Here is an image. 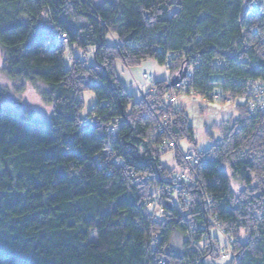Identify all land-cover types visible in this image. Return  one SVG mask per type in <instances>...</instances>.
<instances>
[{
	"label": "trees",
	"instance_id": "1",
	"mask_svg": "<svg viewBox=\"0 0 264 264\" xmlns=\"http://www.w3.org/2000/svg\"><path fill=\"white\" fill-rule=\"evenodd\" d=\"M0 47L4 74L41 83L51 106L49 119L35 116L4 104L0 88V264H213L227 246L212 229L232 240L222 259L264 264V112L249 117L241 99L264 84V0H0ZM147 59L168 77L135 100L114 65ZM183 68V96L237 102L238 117L201 152L179 147L193 131L168 82ZM86 90L95 104L83 117ZM171 95L174 159L198 160L195 183L174 190L153 114ZM154 199L165 213L152 212Z\"/></svg>",
	"mask_w": 264,
	"mask_h": 264
},
{
	"label": "rangeland",
	"instance_id": "2",
	"mask_svg": "<svg viewBox=\"0 0 264 264\" xmlns=\"http://www.w3.org/2000/svg\"><path fill=\"white\" fill-rule=\"evenodd\" d=\"M93 1L99 3L102 0ZM71 53L75 57H83L88 63L92 61L90 50L86 55H83L80 50L74 47ZM71 53L68 49H66L64 53L63 60L65 67H69L70 65L71 61L69 60V56ZM3 64L4 55L0 47V88L3 93V103L19 108H26L35 116L49 119L51 116V106L44 102L41 97L44 86L39 82H30L25 79H11L7 77L2 71ZM114 66L116 76L126 84L127 92L132 95L135 100L140 99L141 91L144 92L151 89L152 82L168 77L166 67L151 59L142 61L131 68H127L120 60H117ZM143 73L147 74L148 77L146 79L142 77ZM211 81H220V76L218 74H213L211 76ZM82 100L83 107L80 114L85 117L94 106L95 97L91 91L86 90L82 93ZM236 103L237 102L204 103L198 99L195 94L178 98V105L183 109L186 121L192 127L193 131V143H188L184 139L180 140V149L183 151H192V149H195L197 152H201L219 141L220 133L216 129V126L220 124H231V122L238 117V113L234 108ZM173 153L172 151L161 153L159 162L165 167L173 169ZM231 187L234 192L238 190V185L234 181H231ZM211 233L217 236L219 246L222 247L224 237L219 235L215 229H212ZM90 239H93V233H91ZM183 241V236L175 233L171 237L170 245L178 251L181 249ZM213 264H230V259L217 257L214 258Z\"/></svg>",
	"mask_w": 264,
	"mask_h": 264
},
{
	"label": "built area",
	"instance_id": "3",
	"mask_svg": "<svg viewBox=\"0 0 264 264\" xmlns=\"http://www.w3.org/2000/svg\"><path fill=\"white\" fill-rule=\"evenodd\" d=\"M167 66V64H166ZM187 79H182L181 81L174 84L175 88L180 91V95L183 96L186 90L191 91L190 83L188 78L191 77L192 72L189 70L185 73ZM143 78H147V74H142ZM135 82V81H134ZM136 85V82H135ZM151 92V89L147 91H141L140 98L146 100V96ZM194 93V91H192ZM177 97L174 95L168 96L164 103H159L153 109V114L155 118V125L158 134L161 136L160 146L163 149H168L172 152L178 148V143L172 137V112L170 106L176 101ZM202 102L208 103L213 102H231L232 96L228 92L221 91H209L204 95L198 97ZM241 99L244 101L247 113L249 117H254L260 113L264 112V84L256 83L253 90L247 96H242ZM198 160L192 152H180L178 158L174 159L173 166V182L172 189H176L178 183L186 181L189 183H195L197 180L196 164ZM167 190V187H164ZM155 201V199L153 200ZM153 213H165V210L159 206L157 201L147 203ZM217 228V226L215 225ZM219 233L224 237L226 242L227 250L220 254L221 258L227 257L231 252L232 240L225 235L223 230L219 229ZM160 264H164L165 259L160 258Z\"/></svg>",
	"mask_w": 264,
	"mask_h": 264
},
{
	"label": "water",
	"instance_id": "4",
	"mask_svg": "<svg viewBox=\"0 0 264 264\" xmlns=\"http://www.w3.org/2000/svg\"><path fill=\"white\" fill-rule=\"evenodd\" d=\"M185 75V68H183L178 76L169 79L168 85H174L179 82Z\"/></svg>",
	"mask_w": 264,
	"mask_h": 264
},
{
	"label": "crops",
	"instance_id": "5",
	"mask_svg": "<svg viewBox=\"0 0 264 264\" xmlns=\"http://www.w3.org/2000/svg\"><path fill=\"white\" fill-rule=\"evenodd\" d=\"M72 52H73V50H72ZM119 79V78H118ZM119 81L121 82V84L124 86V88H125V90H126V84H124L120 79H119ZM127 91V90H126Z\"/></svg>",
	"mask_w": 264,
	"mask_h": 264
}]
</instances>
